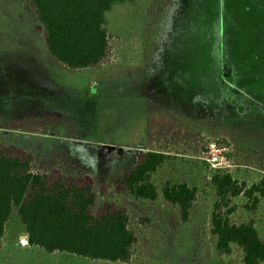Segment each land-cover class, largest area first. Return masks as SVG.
Returning <instances> with one entry per match:
<instances>
[{
  "label": "rangeland",
  "instance_id": "rangeland-1",
  "mask_svg": "<svg viewBox=\"0 0 264 264\" xmlns=\"http://www.w3.org/2000/svg\"><path fill=\"white\" fill-rule=\"evenodd\" d=\"M106 20L114 57L100 69L97 87L81 75L73 78L50 55L29 3L0 0V129L7 132H0V143L27 149L35 173L46 172L34 158L47 151L60 169L79 165L90 175L96 167L107 174L126 167L141 146L168 155L153 179L155 202L118 193L110 181L108 189H95V213L106 201L126 208L138 238L132 261L98 263L27 247L14 211L0 264H244L238 248L231 255L216 249L211 178L230 173L250 187L264 177V0L115 3ZM47 70L54 72L50 78ZM58 118L71 125H58ZM38 134L53 140H38ZM66 135L90 145L80 148ZM222 138L231 146L221 149ZM81 151L89 155L78 157ZM183 182L198 191L187 223L162 200L166 185ZM246 204L244 196L232 198L231 223H252L264 240V198L254 211Z\"/></svg>",
  "mask_w": 264,
  "mask_h": 264
},
{
  "label": "trees",
  "instance_id": "trees-1",
  "mask_svg": "<svg viewBox=\"0 0 264 264\" xmlns=\"http://www.w3.org/2000/svg\"><path fill=\"white\" fill-rule=\"evenodd\" d=\"M38 15L48 51L69 69H102L114 54L106 14L115 3L140 0H24ZM230 147L227 139L217 142ZM230 157V156H229ZM163 153L142 151L136 166L126 175L117 192L136 199L157 201L153 174L165 163ZM33 156L15 146L0 144V248L12 213L17 211L28 236V246L47 253H65L92 261L130 263L138 242L129 227L124 207L105 203L95 213L97 194L90 176L75 177L55 169L32 171ZM211 183L217 200L211 217V233L220 255H231L234 247L243 253L244 264L264 262V240L252 223H231L236 207L232 198L244 196L246 208L254 211L264 198V177L250 187L230 173H217ZM197 188L183 182L162 189V200L177 207L181 220L189 222L197 201Z\"/></svg>",
  "mask_w": 264,
  "mask_h": 264
},
{
  "label": "crops",
  "instance_id": "crops-1",
  "mask_svg": "<svg viewBox=\"0 0 264 264\" xmlns=\"http://www.w3.org/2000/svg\"><path fill=\"white\" fill-rule=\"evenodd\" d=\"M43 66H44V68L49 69V67H46V65H43ZM69 71H71V73H74V74H71V76L73 78H75L77 76L80 77V75H81V77L87 78L88 79V82H90V80H91L94 84L97 83V87L102 86V80L100 79L102 72H101L100 69H93V68H91V69H85V70H81V71H76V70H69ZM46 72L49 73V78H50V75H53V73H54V72L51 73L50 70H47ZM91 77H94V78L91 79ZM149 102H151V106L154 107L153 106L154 104L152 103V101L150 100V98H149ZM43 108H45V107H43ZM39 117H40L39 119L41 121H43V122H45V119H48L49 124H55L56 123L55 121H53L54 118L51 115H48V117L46 115H39ZM58 120H59L58 125L65 126V128H67L68 125H71V124L66 123V121L64 119L58 118ZM0 132H6V131H2V129H0ZM37 137H38V140H42V139H44V140H50V139L53 140L52 138L48 139L47 138V134H38ZM64 138L66 140H69V141H77L76 143H79L80 144V148H86L87 146L90 145L88 140H86V139L84 140L81 137L74 138L71 135H66ZM0 144H2V143H0ZM48 148H51V146H49ZM151 149H152V147H148V146H141L139 148L133 149V152L131 151L132 154H131V158L129 160L128 165L126 167H122V169L119 168L117 172H114V173L109 172L110 174H107L106 173L107 171L106 172L105 171L103 172V170H100L101 168H97L96 167V170L93 171L94 172V175H90L88 173V172H91L90 170H85L81 166H80L81 167V169H80L79 168V165H78V167H76V166H72L73 164L70 165L66 171L65 170H62V169L59 168V162L54 159V157H57V156L53 155L52 153H50L48 151H47L46 154L42 155L39 159H35L34 158V162L35 163L38 162V161L41 162L40 164L42 166L39 167V170L40 171L44 170L46 172H51V171H53L55 169H58V170H60L64 174L71 175V176H75V177L90 176L93 179V181H94V187H95V189L96 188H100V187L103 188V189H108L107 188V185H106L108 181H110L112 183H115V186H116L115 189H117L122 184V182H123L124 178L126 177V175L136 166V164H137V157L140 154V152H142V151H153ZM22 150H24L25 152L29 153V151H27V149H22ZM29 154H31V153H29ZM88 155L89 154L87 152L84 153L82 151L77 153V156L78 157H86ZM93 155H94L95 158L98 157L99 160H100V155L101 154L99 152L95 151ZM164 155L166 157V161H165V163H163L161 165V167L158 169V171L153 175V179H154V177H156V174H158L161 171V169L165 168V166L168 165V163H169V160H170L169 156L166 155V154H164ZM60 157H62V156L60 155ZM63 157H65V156H63ZM58 160L60 161L59 158H58ZM105 203H108V202L107 201L106 202H103V204H105ZM96 204H97V199H96ZM117 204L118 203H116V205ZM119 206L120 207H124L123 205H119ZM25 236H27V234ZM3 243H4V239H3ZM2 247H3V245H2ZM27 247H29L28 246V241H27ZM97 262L98 263H103V262L104 263H110V262H106V261H97Z\"/></svg>",
  "mask_w": 264,
  "mask_h": 264
},
{
  "label": "water",
  "instance_id": "water-1",
  "mask_svg": "<svg viewBox=\"0 0 264 264\" xmlns=\"http://www.w3.org/2000/svg\"><path fill=\"white\" fill-rule=\"evenodd\" d=\"M25 239L27 240L28 239V236H25Z\"/></svg>",
  "mask_w": 264,
  "mask_h": 264
},
{
  "label": "built area",
  "instance_id": "built-area-1",
  "mask_svg": "<svg viewBox=\"0 0 264 264\" xmlns=\"http://www.w3.org/2000/svg\"><path fill=\"white\" fill-rule=\"evenodd\" d=\"M214 161H217V158H214Z\"/></svg>",
  "mask_w": 264,
  "mask_h": 264
}]
</instances>
